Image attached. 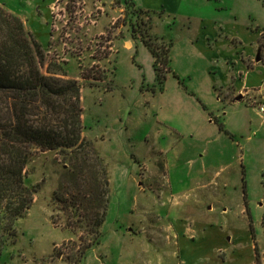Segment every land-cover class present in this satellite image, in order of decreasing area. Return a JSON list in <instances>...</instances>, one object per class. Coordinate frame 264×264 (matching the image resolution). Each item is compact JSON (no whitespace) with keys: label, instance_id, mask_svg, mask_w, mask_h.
Instances as JSON below:
<instances>
[{"label":"rangeland","instance_id":"rangeland-1","mask_svg":"<svg viewBox=\"0 0 264 264\" xmlns=\"http://www.w3.org/2000/svg\"><path fill=\"white\" fill-rule=\"evenodd\" d=\"M0 2L19 4V0ZM133 2L138 8H149L150 11H144L151 16V31L156 25L158 32H169L174 23L186 21V16H216L211 10L214 1L204 4V0H180L174 12L179 15L168 12L166 9L171 11L172 3L164 0ZM17 8L21 9L22 5ZM130 11L124 0H49L45 38L41 37L42 31L35 28L36 19L23 22L26 31L41 46V72L80 83L82 137L92 142L102 162L92 155L87 167L74 169L76 180L70 181L71 175H63V165L69 164L67 168L73 171L67 156L58 151H34L25 168V182L33 189V202L13 223L12 231L2 230L4 247L0 252V264H264V217L254 234L245 230L244 223L238 219L240 216H229L233 220H224L219 225L215 218L209 220L204 214L200 216L195 202L202 199V193L194 189L187 193L186 199L178 200L187 204L194 214L190 213L184 221L174 220L176 212L171 211L179 207L173 209L171 206L170 202L174 203L177 198L171 197L169 191L166 196L161 157L150 164L137 161V165L131 158L130 148L127 159L132 164L123 165L113 154V145L108 148L112 159L109 165L99 146L103 137L91 139L87 136L92 128L99 130L108 120L119 118L117 111L115 114L114 110L109 112L110 99L106 96L114 86L115 62L122 38H132L128 21H135L136 16ZM141 19L147 21V15L142 14ZM151 31L148 41L159 54L161 47L170 49L168 39L151 35ZM260 33L257 56L264 65V29ZM175 55L179 56L175 53L172 57ZM151 56L152 66L145 65V69H153L156 80V68L162 73L171 68L162 63L160 55L158 58ZM244 61L252 68L256 57H247ZM83 75L96 79H86ZM162 87L157 82L152 88L147 86L142 96H136L137 88L126 95V104H134L138 99L142 105L146 104L147 93L153 96ZM174 88L169 84L168 94L163 95L162 101L167 107L183 113ZM239 94L247 106L255 109L261 102L258 95L251 96L247 90ZM138 112L136 109L134 114ZM162 118L168 120L164 113ZM103 165L108 177L107 203L103 221L97 226L102 209L95 208L91 202L89 205L91 196L87 189L92 177L99 179V169ZM111 177L114 185H111ZM202 200L207 204L203 207L204 213L212 201ZM92 210L95 216L90 215ZM217 210L220 212V207ZM181 253L186 262L182 261Z\"/></svg>","mask_w":264,"mask_h":264},{"label":"crops","instance_id":"crops-1","mask_svg":"<svg viewBox=\"0 0 264 264\" xmlns=\"http://www.w3.org/2000/svg\"><path fill=\"white\" fill-rule=\"evenodd\" d=\"M164 1L172 3L171 11L166 9L168 12L178 14L174 12L180 0ZM208 1H214L211 10L215 18L186 16V21L174 23L169 32H158L156 25L150 30L151 35L171 43V73L161 91L144 96L146 104L142 105L139 99L126 104V95L138 88L136 96H142V90L145 93L147 86L152 88L156 84L154 70L145 69V65L152 66L151 53L140 41L122 38L115 62L114 86L106 96L110 99L109 112L117 111L119 118L108 120L99 130L92 128L87 136L103 137L99 146L109 165L112 159L108 148L113 145V154L123 165L132 164L128 161L130 148L137 165V161L150 164L161 157L166 196L169 191L171 197L177 198L170 202L171 206L179 207L171 211L176 212L172 219L184 221L190 213L194 214L187 204L178 200L199 189L202 199L213 204L203 213L207 204L197 200L200 216L215 218L219 225L224 220H233L231 216H240L245 230L254 234L264 217V116L247 106L239 92L247 90L264 102V65L256 59L254 67L249 68L244 61L247 57L257 58L260 30L264 29V0H204L203 3ZM48 4L49 0L0 2L25 24L36 19L35 28L42 31L44 38ZM20 5L22 8L18 9ZM175 53L179 56L172 57ZM169 84L179 95L183 113L162 101ZM80 96L82 102L81 93ZM136 109L138 114H134ZM162 113L168 120L162 118ZM111 185H114L112 177ZM181 258L185 261L183 254Z\"/></svg>","mask_w":264,"mask_h":264},{"label":"trees","instance_id":"trees-1","mask_svg":"<svg viewBox=\"0 0 264 264\" xmlns=\"http://www.w3.org/2000/svg\"><path fill=\"white\" fill-rule=\"evenodd\" d=\"M124 2L136 16L135 21H128L131 37L156 58L160 55L164 65L169 64V49L161 47L159 54L148 41L151 16L136 7L133 0ZM142 14L147 15V21L141 19ZM41 57V46L26 31L21 18L0 5V252L4 247L2 230L12 231L13 223L33 202V189L25 182V168L34 151H58L67 156L73 171L67 168L69 164L63 165V175H71L70 181L76 180L74 169L87 167L92 155L102 162L92 142L82 137L80 83L43 74ZM155 70L156 82L162 86L171 69L165 73ZM82 77L96 79L91 75ZM99 173V179L92 177L87 189L89 205L91 202L102 209L97 226L104 218L108 192L104 165ZM95 213L92 210L90 215Z\"/></svg>","mask_w":264,"mask_h":264},{"label":"built area","instance_id":"built-area-1","mask_svg":"<svg viewBox=\"0 0 264 264\" xmlns=\"http://www.w3.org/2000/svg\"><path fill=\"white\" fill-rule=\"evenodd\" d=\"M256 110L258 111L259 114L264 116V102H258L256 106Z\"/></svg>","mask_w":264,"mask_h":264},{"label":"water","instance_id":"water-1","mask_svg":"<svg viewBox=\"0 0 264 264\" xmlns=\"http://www.w3.org/2000/svg\"><path fill=\"white\" fill-rule=\"evenodd\" d=\"M257 60H259V58H258V56H257V58H256Z\"/></svg>","mask_w":264,"mask_h":264}]
</instances>
